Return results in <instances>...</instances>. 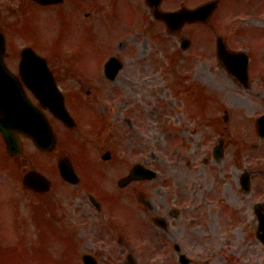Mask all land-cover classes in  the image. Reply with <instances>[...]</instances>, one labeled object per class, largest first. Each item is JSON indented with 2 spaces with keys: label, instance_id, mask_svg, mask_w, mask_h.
<instances>
[{
  "label": "rangeland",
  "instance_id": "374dc122",
  "mask_svg": "<svg viewBox=\"0 0 264 264\" xmlns=\"http://www.w3.org/2000/svg\"><path fill=\"white\" fill-rule=\"evenodd\" d=\"M98 1L102 3L104 0ZM111 2L113 3L112 5L107 4L106 6L112 10L114 16L122 17L129 25L132 24L133 20H139V15L136 16L133 12H130L131 4L129 0H111ZM187 2L195 3L193 0H187ZM226 2L229 6L223 10L222 8ZM222 3L220 4L221 9L219 8L220 10L216 15L217 19H215L217 28L223 30L226 27V34L234 33L230 35L234 41L238 40L235 37L236 33L238 34L237 30L241 31L245 28V36L240 38L237 46L243 47V49H246L245 46L249 48L247 50L253 60L251 61L252 71L250 73L252 85L251 88H244L234 78L224 72L218 66L212 50H207V52L205 49L210 45L206 28L203 27L206 32L201 29H194V36H191L196 46L194 43L191 46L195 48L186 55L180 52L179 54L184 59H187L184 62L187 64L192 63V60H194L190 54L195 55L196 64L203 69L204 74L199 73V80L204 81V84L209 82L217 87V90H215L218 91L219 99L215 104V112L223 114L227 110L233 118L235 129H240V131L237 134L236 132L231 134L229 153L224 160L217 162L214 159H210L206 166H199L198 174L201 173V170L205 171L203 178L204 180L207 179V184H204V180L200 182L192 180L193 194L200 193V187L205 190L210 183L208 180L210 178L213 180V188L219 189L218 199H215L214 195H208L206 200H204V197L197 200L196 197L188 196V203L202 212L204 216L203 223L199 222L187 230H180L176 227L173 229V234L180 240L184 239L185 244L193 246L192 252L201 259H207L210 264H264V246L256 239L258 221L254 214V205L258 202L264 203V192H260L264 188V185H260L264 181V139L258 137L255 129L256 119L264 115V31H262L264 30V0H244L242 6L236 0H222ZM76 7L81 11L83 7H86L85 1L80 0ZM36 15L47 17L46 22L38 30L43 51H47L51 56L62 53L67 57L68 62H75L78 65L88 64L90 70L96 69L98 72L103 51L93 46V41L86 37V32L74 29L72 33L68 25L65 24V27L59 31V36L57 35L53 39L55 31L50 29L47 19L55 14L47 10H37ZM248 17L250 19L244 24L243 18L247 19ZM187 29L185 28L184 31L173 34L162 31L160 33L162 39H155L154 47L156 49H169L172 52L179 51L182 38L189 36ZM156 32L159 31L156 30ZM134 34L142 39L140 35ZM44 42L52 48L44 49V47L47 48ZM195 73H192L191 76H194ZM258 73L259 75L257 76ZM175 104L176 100L172 99L171 107L176 106ZM194 104L195 108L191 112L198 115V109L202 106L201 99H197ZM70 105L72 107L75 106L74 97L70 98ZM159 107L161 109H157L156 122L162 127L164 125L163 105H159ZM75 112L84 123L88 121V117L84 113L94 116L89 108L82 112L78 110H75ZM211 114H213V105L207 102L203 105V115L209 116ZM249 119L253 120V122ZM172 120L178 121L176 116H172ZM189 125H192L191 121H189ZM206 132L207 130L204 129L203 135L199 134L192 137L185 133L194 150L189 154L198 152L200 159L204 158L209 146L206 140L212 141L214 145L219 138V136L213 134L208 137ZM203 139L207 143L204 146H202ZM155 141L160 148L158 149L161 150H156L155 157L163 165L166 154L162 153L165 137L158 134L155 136ZM29 149L33 150L32 147H28L26 150L27 155L24 158L13 160L19 171L15 170L13 172V169L7 168L0 169V179H12L15 181L16 178L20 177V173L32 168L33 164L37 167V171L48 176L51 175V170L48 168L45 157L41 154L33 153L34 155L29 159ZM172 152L176 153L174 148ZM158 169V171H161L160 176L162 177L163 169L161 166ZM242 171L250 172L253 178L250 192H244L239 184L237 177L240 176ZM89 176L91 177V175ZM9 183L12 184L10 181ZM21 183L20 185L22 186ZM17 186L14 188L10 187L11 197L22 198L25 207L22 208V219L18 221V226H21V229L26 232L20 233L14 230L18 229V227H14L17 225L14 222L16 218L9 214L8 209L4 208L2 201H0V218H2L4 226L9 228L3 230L4 232H1L2 229H0V238L6 240L7 245L10 242L13 243L12 251L7 252L8 255L4 257L2 264H78L76 254L70 245V238L67 235L61 236L57 233H52L49 224L47 227L41 228L42 234L37 232V225L33 226L32 223L34 209L29 207V205L31 203L41 204L43 201L36 200V197L32 194L22 192L18 188L20 186ZM156 186L161 187L160 192L164 194L162 185L156 183ZM3 195H8V192H4ZM156 196L155 193L154 197ZM50 200L54 203L56 202L53 197H50ZM154 201L157 202L156 200ZM217 201L223 202L224 207L229 212L227 223L224 222L225 215L221 207H218ZM213 204L214 211H209L208 206H213ZM34 206L37 207L36 204ZM54 215L58 217L57 213H54ZM235 215L236 220L234 219ZM141 218L145 222L146 218L144 216ZM209 222H216L215 226ZM34 224H36L35 220ZM202 225L201 233L197 230V226L201 227ZM139 231H143L144 238L145 234L149 232L146 226H141ZM34 234L37 236L35 237ZM83 235L90 239L87 232ZM144 238L139 242L131 243V247L136 249L144 241ZM119 245V243L113 244L114 248H112L93 239L91 245L84 244L77 249V256L86 252H94L102 264H124L127 254L120 253L123 251L128 253L129 250L127 247L123 249ZM139 252H142L143 256L142 261L139 262L140 264H159V260L152 261L143 249H140Z\"/></svg>",
  "mask_w": 264,
  "mask_h": 264
},
{
  "label": "flooded vegetation",
  "instance_id": "af4514ba",
  "mask_svg": "<svg viewBox=\"0 0 264 264\" xmlns=\"http://www.w3.org/2000/svg\"><path fill=\"white\" fill-rule=\"evenodd\" d=\"M5 8L11 9V8H21L22 11L20 13L15 12H9V17L13 18V14L15 15L16 19H20V21L27 26L32 25L36 23L37 21L43 19L46 16H40L36 15L37 10H47L50 13H54L55 15L53 17H49L48 20H53L56 23H60V21L66 20L71 15H74L77 11V4L80 2V0H62L58 3H53L50 5H41L38 4L35 0H5ZM86 3V7H83L82 9H87L82 11V16L78 19V26L79 27H85L91 23L92 16L94 13L90 10H95V12L98 11V18L100 23V29L102 36H106V38L109 40L108 43L110 46L117 47V49H124L126 47V52L124 55H119L121 58H123V61L121 59V69L119 70L120 73H118L116 78H111L106 71V66L108 63L114 59L115 57H112V55L109 56L108 59L104 60L103 64L101 65V70L97 71H90L88 67H84L83 70H75L74 66H69L68 64H64L65 67H56L52 68L58 83H60L62 86L67 88V86L71 89L75 90H83L76 92L79 96H73L75 99V106L74 110L82 111L86 108H89L92 110L94 116H90L91 120L95 119V116L99 115V112L108 108V105L106 101L103 99H107V95L104 93L107 86L109 84H116L118 83V80L122 83H124L126 86L131 88V91L128 96H119L115 97V100H119L120 103L124 104L122 107V111H125L126 113H133L138 114L140 112V105L147 104L149 106V113H148V126L151 125L152 120L155 121L156 118V108H155V98H156V87L154 84L155 81V56L152 53V51L148 48H132L131 46L135 43L134 38L130 36V26L128 22L121 23L118 19L114 17H110L107 14V11H105L102 8V3L98 0H84ZM133 4H139L142 2L144 7L148 9V12L152 14V11L155 9L156 2L154 0H132ZM165 4H168V1L163 0L161 4V8L166 11L174 10L175 8H166ZM151 7H150V6ZM185 5H181L183 7ZM152 18V17H151ZM152 20L155 22V20L152 18ZM5 23V21H4ZM8 24V22H7ZM121 24L124 26L121 27ZM133 24V22H132ZM132 27V25H131ZM7 38L9 40L16 39L19 34L16 32L13 35L9 34V29L7 28ZM129 42V43H128ZM130 45V47H129ZM7 64L8 66L14 71L18 72L19 70V59L16 58V55H8L7 56ZM176 67V65H170L169 69ZM112 68V65H111ZM114 69H116V62L114 64ZM75 71V79L76 78H82L80 80H74L72 77H66L63 75L65 71ZM61 75L64 77V81H66V84L62 83ZM172 77L173 72L170 71L167 73V71L164 73V79L166 80L167 77ZM165 88L169 89V94L173 92L174 98L179 99L183 101L184 103L193 102L198 98V84L197 82H193L189 80L187 77L182 78L181 82L178 84L173 83L172 81H165ZM104 91V92H103ZM82 93L84 96H82ZM71 96L69 97V99ZM83 99L86 100V102H83ZM110 108H113L111 106ZM186 108L183 109L181 112V116L184 115V119L192 120V126H197V119L198 115H195L193 113H186ZM190 117V118H189ZM226 121H229L227 119ZM229 123H227L228 125ZM95 128H89L82 126L81 123H79V127L74 130L73 137L71 134H66L65 139L67 142H62V153L58 154L59 158H62L64 156H68L75 167V171L79 174L78 176L81 178L87 176L89 172H85L87 169L86 164L80 160L74 153L79 152V146L83 144L84 141L87 139H95L98 136V140L96 141L99 145V148L101 150H108L112 153V150H114L115 147H119L120 151H128L131 147L132 143V128H133V120L129 117H125L122 120V125L125 127V129L119 128V125L117 124V129H114L111 124L103 123L101 120L97 126L93 124ZM155 123L153 122L152 127H154ZM220 125L219 119H215L213 128H218ZM224 126L225 129H227L228 126ZM187 127V125H186ZM170 129V127L167 128V130ZM202 129V122L199 124V128L196 129V131ZM83 142L82 143H75V140L81 136H83ZM226 144L223 140V148L226 150ZM110 158V156H109ZM147 157L143 156L142 159L133 160L130 162H126L130 164L127 170H124L122 167L117 166L115 168V173L118 175H122L123 178L127 177L131 171L130 169L134 167L136 164H143L145 168H149ZM189 165V162L187 163ZM81 173V174H80ZM111 175V174H110ZM112 176V175H111ZM82 178L79 183V185L76 186L77 189L82 188ZM134 185H139L140 183H147V181L139 182V181H133L130 182ZM129 183V184H130ZM74 192V191H73ZM167 194V193H166ZM168 195V194H167ZM72 198H75V194H72ZM150 211L153 213H156L159 208L153 205L149 206ZM181 217V210L178 212H174L172 209H170L167 213H165V218L167 220V224L165 227L167 229L165 232L170 233L171 227H177L181 228L182 224L179 225V219ZM171 219L174 220L173 223H170ZM170 238H177L175 235L172 234Z\"/></svg>",
  "mask_w": 264,
  "mask_h": 264
},
{
  "label": "water",
  "instance_id": "95a60500",
  "mask_svg": "<svg viewBox=\"0 0 264 264\" xmlns=\"http://www.w3.org/2000/svg\"><path fill=\"white\" fill-rule=\"evenodd\" d=\"M216 7L215 3H212L210 5H207L202 9V14L206 15L204 17V19H206L207 17H209V15L212 13V11L214 10V8ZM200 14V10H198L197 12H190V13H176V14H168V18L169 20H173L175 19L176 21H178L179 23H181V21H185L187 18L192 17H198ZM3 51H4V44L3 41L0 38V66H2L3 64ZM246 72V66H244V73ZM9 103L12 104V107H16L17 103H15L13 101V98H10L9 95L5 94V93H0V110L3 113H8L9 108ZM12 112L18 113V110L16 108H13ZM263 135H264V130H263ZM33 180H29V183H31ZM39 185L42 186L43 182L38 181ZM87 264H95L91 259L86 258L85 259Z\"/></svg>",
  "mask_w": 264,
  "mask_h": 264
}]
</instances>
